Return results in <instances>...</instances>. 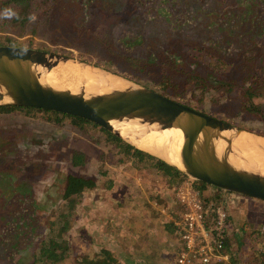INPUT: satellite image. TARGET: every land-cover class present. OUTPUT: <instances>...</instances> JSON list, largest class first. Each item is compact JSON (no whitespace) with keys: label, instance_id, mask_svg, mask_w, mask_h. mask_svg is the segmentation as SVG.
Returning a JSON list of instances; mask_svg holds the SVG:
<instances>
[{"label":"rangeland","instance_id":"1","mask_svg":"<svg viewBox=\"0 0 264 264\" xmlns=\"http://www.w3.org/2000/svg\"><path fill=\"white\" fill-rule=\"evenodd\" d=\"M135 1L128 0L123 3L119 0H99L88 4L86 8L76 0H61L54 5L50 14L43 16L40 15L41 8L34 6L33 18L23 28L16 26L8 29L0 22V44H6L2 41L12 36L16 39L17 45L28 46L29 35L35 30L33 32L36 38L37 47L35 48L42 47L40 49L45 48L44 50L50 48L55 50L53 52L65 55L72 53L70 56L98 64L112 71L119 67L120 72L118 73L126 77L138 76L137 79L129 78L158 92L162 90L156 83L166 75L170 83L161 92L164 95L233 122L242 128L264 133V122L251 118L250 114L240 109L237 91L232 94L227 91L225 92L228 94L222 93L218 100L219 104L210 103L208 97L203 99L205 102L202 104L194 98L195 83L183 69L186 67L185 64L189 65L190 59L197 52L206 51L201 48V42H203L201 37L207 38L209 34H212L213 29L207 30V27L213 26L212 23L218 18L213 14L206 16L202 14L203 17L191 23V29L187 27L174 29L172 25L161 20H152L151 17L145 19L142 12L137 14ZM184 1L190 2V7L194 9L206 8L208 12L220 10L224 2L215 1L212 6L216 9H213L209 0ZM140 25H144L143 29L147 32V38L143 39L144 42L130 46L125 40H120L124 27L139 28ZM263 25L264 23H260L256 29H247L243 24L240 26L235 22L234 32L230 36L231 40L238 41L239 45L236 46L235 51H232L231 56H227L229 65L224 70L213 71L208 66L207 60L201 57L197 62L200 63L202 69L198 66L195 68L204 74L212 75L214 79L216 77L232 81L237 86L243 84V78L247 77V73L251 77L258 75L264 79V67L262 66L264 57H261L264 54V34L257 37ZM226 37L229 39L228 34H225L223 38L226 39ZM29 47L32 46L29 45ZM88 49L98 53L105 62L100 59L89 60L79 57L81 51L85 52ZM243 55L247 58H243ZM109 57L116 58V63L110 68L105 60ZM240 63L245 64L246 69L248 68L247 73L241 69ZM216 92L220 93V91L213 90L212 95ZM261 94L254 98L256 104L264 103V90H261ZM213 106L216 107L215 110L212 109L215 108ZM37 114L27 115L25 110L0 113V133L3 131L5 137L15 134L19 141L17 147L8 146L0 141V151L10 150L7 154L0 155L2 156L0 157V194L3 193L2 196L0 195V214L9 211L16 204L13 199L15 191L12 190L10 194L9 191L3 190V179L7 171L18 175L17 183L27 184V187H23V184L21 186L23 192L31 190L27 199L36 200L37 203L50 208L42 213L46 216V222L34 234L32 244L26 249H19L15 257L9 259L11 255L8 249L4 250L5 246L0 242V264H31L34 260L32 253L40 248V242L38 243L37 240L41 242L48 240L50 219L62 225L64 217L56 216L62 210L66 211L65 215L68 216L67 220L65 219V222L68 221V227L63 235L56 234V236L62 241L67 239L71 242L73 250L71 256H77L78 253L93 255L96 242L99 241L101 235H120V232L122 235H143L144 232L154 235L153 229L147 226L150 219H153L154 209H150L146 203L152 201L154 205H157L154 203V198L157 197L161 201L159 206H168L169 200L164 201V199L173 197L175 187L173 181L169 183L168 176L161 172L157 173L152 168L134 166L123 153L117 152V149L114 153L113 144L108 142L105 132L97 127L88 124L77 126L67 118L57 121L53 118L51 120L48 114L40 112ZM75 151L87 156L84 164L74 165L72 153ZM119 158L123 160L119 161ZM59 172L94 176L98 184L93 189L77 196L70 204V200L65 202L62 199H56L62 183L58 181L55 186L53 182ZM8 179H10L9 175ZM200 186L204 193L208 194L209 200L210 197L217 195L214 187L208 185L205 188V184H200ZM209 188L213 190L210 191ZM253 199L257 200V198L250 197L248 201ZM248 201L245 202V206L243 203L234 204L232 202L231 208L227 207L228 210L230 209L229 213L232 209L237 211L234 214L236 221L233 215L231 220L237 223L236 226L241 227L234 229V231H240V235L233 233L232 244L235 251L241 252L242 260H239L240 255H237L235 259L244 264H261L264 263V237L253 235L255 233L252 231L258 227L260 222H264V209L258 210ZM228 203L230 204L229 200ZM136 207H140V211L143 212L139 217H135L136 213L134 217L130 216L132 211H139ZM14 210L12 209L11 212ZM161 218L164 217L161 216ZM142 221L144 222L142 232H139V225L135 227L134 232L125 228L127 224ZM53 231L60 234V229ZM174 241L179 247L177 240L168 239L165 244L166 252L150 257L147 250L148 244L140 248L136 246V243L128 242V246H125V241L119 244L117 239L110 242L112 245L100 243L104 244V247L107 246L114 250L113 247H119L124 251L120 256L123 264H158L159 260H161L159 264H174L173 259L171 261L167 259L171 253L168 245L174 244ZM116 243L119 246H113ZM139 248L140 250H137ZM232 262H234L233 259ZM38 264H43L42 260ZM46 264L49 263L46 262Z\"/></svg>","mask_w":264,"mask_h":264},{"label":"trees","instance_id":"2","mask_svg":"<svg viewBox=\"0 0 264 264\" xmlns=\"http://www.w3.org/2000/svg\"><path fill=\"white\" fill-rule=\"evenodd\" d=\"M60 1L61 0H0V22L8 29L16 26L23 28L33 18L32 16L34 12V6H39L41 8L42 13L40 15L43 16L50 14V11L53 9L54 5H57ZM76 1L87 8L88 4L96 3L99 0ZM119 1L125 3L128 0ZM215 1L217 3L224 1L223 6L220 10H213L210 12H208L206 8L201 9V7L194 9L193 7H190V2H186L184 0H136L135 3L137 8H135L137 14L139 12L144 13L145 19L151 17L152 20H161L169 25H172L174 29H179L182 27L191 29V23H193L195 20L200 19L201 17H203V15L206 16L213 14L215 17H217L218 20H214V22L212 23L213 26L207 27V30L213 29L212 34H209L207 38L205 36L201 37V39L203 40V42H201V48L206 51L197 52L192 57V59H190L191 61L189 65L184 63L186 65V67L183 69L184 72L188 74V76L195 83V88L193 89L194 98L195 100H199V102L202 104L205 102L203 101V99L208 97L210 103L219 104L218 100L222 96V93L228 94L225 92L227 91L232 94L234 91H237L239 93L238 99L240 101V109H242L244 113L250 114L251 118H256L258 121L264 122V103L256 104L254 99L256 97H259V95H262L261 90H264L263 78L258 75L254 77L249 76L247 73L248 68L246 69V67H244L245 64L243 63H240V65L242 66L241 69L246 71L247 77L243 78V84L240 86L235 85L232 81L222 80L221 78L215 77L214 79L212 75L209 76L207 74H204L200 72V70L195 68L196 66H198V68L201 67L200 63H198L197 61L201 57H203L207 60L208 66H210L213 71L224 70L225 67L229 65V63H227V56H231L232 51H235L237 48L236 46L239 45L237 44L238 41L234 42L233 40H231L230 36L234 32V23L236 22L240 26L241 24H243L247 27V29H256L258 24L264 23V0H227L226 4L225 0H209L210 6H212ZM7 13L12 14L8 15ZM143 26L144 25H140L139 28H132L130 26H127V28H125L123 26V36L120 37V40H125L130 46L133 44L138 45L139 42H144L145 40L143 41V39L147 38V32L143 29ZM261 29L262 30L259 34H257V37L264 34V25ZM120 30L121 29L119 27V31ZM34 31H31L32 34L29 35L28 46H36V38L34 37L35 34H33ZM225 34H228L229 39L227 37L226 39L223 38L225 37ZM2 42L6 44H18L16 39L12 36L6 37ZM47 50L55 51L50 48ZM245 52H247V48H245ZM69 55H72V53H69ZM79 57L89 60L100 59L101 61L105 62L98 53L92 52L90 51V49L85 52L81 51ZM261 57L263 58L264 54H262ZM243 58H247L246 55H243ZM105 60H107L106 64L107 66H109V68L112 67V64L116 63V58L109 57ZM173 60H176V58ZM262 66L264 67V63H262ZM116 69L117 70L115 71L120 72L119 67ZM142 70L143 69H141V71ZM132 77L133 79H137L138 76ZM169 83L170 81L168 80V77L164 75L162 79L156 84L161 87V92H163V90H165L166 87L169 86ZM213 90L220 91V93L216 92L214 95H212ZM238 99L235 98V100ZM212 109L215 110L216 107ZM19 110H25L27 112V115H38L37 113L39 112L41 114H48L50 119L53 118L57 121H60L59 119L62 118H67L70 120V122L77 126H85L86 124L92 125L105 132L108 142L113 144V152L115 149H117V152L123 153V155L134 166H143L148 169L152 168L156 170L157 173L161 172L164 175L168 176L169 183H172L173 181L175 186L176 183L183 176H185L184 173L167 164L165 161L137 148L135 145L124 140L117 134L104 129L97 123L88 119L72 114L42 108L18 105H0V113H9L15 111L18 112ZM261 134L264 133L262 132ZM16 137L17 136L15 134L5 137V133L3 131H1L0 133L1 143H5L8 146H18L19 141ZM9 151L10 150L8 149H4L2 152H0V155H5ZM86 160L87 156L85 154L78 151L72 153V162L74 163V165H82L86 162ZM118 160L122 161L123 159L119 158ZM7 172L8 173H6L3 183L7 184L8 186L4 188V191H7L6 189H10V194L12 193V190L15 191L13 199L16 201V204L14 205L13 203L14 207H11L9 211L3 210L4 213L0 214V242L5 246L4 250L8 249L11 255L9 256V259H11L10 257H15L19 249H26L32 244L34 234H36L37 231H39V228L46 222V216L42 215V213L46 212L50 208L48 206L37 203L36 200H29V198L27 199L30 194V192L28 191L29 189L24 192L21 191V189L18 188L21 183H15L11 180L12 178H16L18 175L13 172ZM8 175L10 176V179H8ZM58 181L62 183V187L58 190L59 193L56 196V199L59 198L65 202H68L70 200V204L75 201V198L77 196L81 195L87 190L93 189L98 184V180L96 177L79 173L64 174L62 172H59L53 182L55 186L56 182ZM199 183L202 185L205 184L201 181H197V185L199 188H202ZM206 186L208 185L205 184V188ZM2 194L3 193H1L0 195L2 196ZM154 200L157 205L161 203L160 199H158L157 197L154 198ZM11 202L12 201H10V203ZM25 203H28L29 205L26 206ZM12 209L15 210L11 212ZM178 210L179 207H177L176 211ZM65 212L66 211L62 210L56 215L57 217H64L62 225L61 223L55 222L54 219H50V226L48 227L50 233L48 235V240L44 242L37 240L38 243L40 242V248L37 252L32 253V258L34 260L31 261V264H38L41 260L43 264H46V262H48L49 264H123L120 256H122L121 253H123L124 251H122L119 247H113L117 245L112 246L113 248H115V250L107 246L104 247V244L102 243L108 242L105 241V238L102 237H99V241L96 242L93 255L78 253L77 256H71L73 252L71 248V242L67 239L62 241L60 237L56 236V234L60 236L63 235L67 230L68 221L65 222V219L67 220L68 216L65 215ZM143 224V221L136 224L130 223L125 225V228L134 232L135 227L139 225V232H142L141 228ZM55 229H60V234L53 231ZM159 231L161 232V235H164L163 232L165 233V235H173L175 240L180 243L178 230L173 220H166L162 225V230ZM54 233L55 235H53ZM146 234L147 232H144L143 235ZM154 235L156 234L154 233ZM235 235H240V232L235 233ZM91 237L93 236L91 235ZM125 243L126 244L124 245L128 246V243L126 241ZM108 244L112 245L111 243ZM174 245L175 244H171V246L173 247ZM232 246V243L231 245L228 243L227 248L231 254V258L234 261L233 264H244L242 261H238V259H235V251H231V249L234 250ZM178 251L179 247L176 249L175 253H177ZM153 252L154 254H151L150 256L160 253V250L154 249ZM123 255L125 256V254ZM172 259L174 261V258ZM172 259H170L169 261H171ZM239 260L242 259L240 258ZM118 261L119 263H116ZM160 261L161 260L158 261V264Z\"/></svg>","mask_w":264,"mask_h":264},{"label":"water","instance_id":"3","mask_svg":"<svg viewBox=\"0 0 264 264\" xmlns=\"http://www.w3.org/2000/svg\"><path fill=\"white\" fill-rule=\"evenodd\" d=\"M67 66L76 67V72L91 68L97 70L92 72L97 77L121 78L127 84L91 91L84 82H79L73 89L66 83L75 79H70L69 74L63 75L67 72L63 67ZM51 72L58 83L46 77ZM0 105L35 107L76 115L97 123L124 140L115 127L118 122L154 125L159 130L178 128L183 134L178 163L137 148L196 181L264 201V175L231 161L235 153V136L243 131L262 138L264 134L177 101L98 64L40 48L0 44Z\"/></svg>","mask_w":264,"mask_h":264},{"label":"built area","instance_id":"4","mask_svg":"<svg viewBox=\"0 0 264 264\" xmlns=\"http://www.w3.org/2000/svg\"><path fill=\"white\" fill-rule=\"evenodd\" d=\"M217 190L224 194L217 192L214 197L209 196V200L197 181L187 175L174 187L179 207L174 223L180 239L174 264H233L226 245L231 228L230 214L223 198L239 194ZM253 233L264 236V223Z\"/></svg>","mask_w":264,"mask_h":264},{"label":"bare ground","instance_id":"5","mask_svg":"<svg viewBox=\"0 0 264 264\" xmlns=\"http://www.w3.org/2000/svg\"><path fill=\"white\" fill-rule=\"evenodd\" d=\"M65 74L74 78L75 81L68 80L66 83L76 89L79 82H84L87 90L98 91L113 87L125 86L126 80L109 76L107 78L97 77L94 73L97 70L91 68H81L78 72L76 67H63ZM49 81L57 82L56 76L48 73ZM58 83V82H57ZM115 127L120 134L136 147L152 152L171 162L178 163V149L182 144L183 134L178 128L159 130L154 125L139 124L130 122H118ZM234 152L231 161L250 170L264 175V138L255 136L249 132H242L234 138ZM167 148V151H164ZM221 149V147L219 148Z\"/></svg>","mask_w":264,"mask_h":264},{"label":"crops","instance_id":"6","mask_svg":"<svg viewBox=\"0 0 264 264\" xmlns=\"http://www.w3.org/2000/svg\"><path fill=\"white\" fill-rule=\"evenodd\" d=\"M214 188H215V190L217 189V187H214ZM209 190L211 191L213 189L209 188ZM217 192H219V191H217ZM219 194L223 195L224 193L223 192H219ZM249 198L250 197H246V196L241 197L239 195L229 194L226 199L225 198H223V199H224V205H226L227 207L231 208L230 206H232V204H231L232 202L234 204H236V203H238V204L243 203L244 206H245L246 205L245 202H247L249 200ZM167 200H169V202H168L169 205L168 206H165V205H161V206L154 205L152 201H150V203H146V206L148 205V206H150V209H154L153 210L154 211L153 219H150V222H148L147 226L149 227V229H153V231H154V233L156 235H150L151 234L150 232L147 233L146 235H122V233L120 232V235H101V237L102 238H105V241H107L108 243H110V242H112V241H114V240L117 239L118 242H119V244L121 242H123V241H126L127 243L128 242H132V244L136 243V246H140V248L143 247L144 244H148L149 246L147 247V250H148L149 256L151 254H154V252H153L154 249L160 250V254L166 252V246H165V244L167 243V240L168 239H174L175 240V238L173 237V235H165L164 232H163L164 235H161V232L159 230H162V225H163V223L166 220H169V221L173 220V222H174V219H175L176 214H177L176 209L178 207V204H177V202H176V200L174 198V195H173L172 198L164 199V201H167ZM228 200L230 201V204L231 205L228 203ZM248 202H250V204L254 208H257L258 210H260V209L263 210L264 209V201H262V200H259V199L255 200V199H253V200L248 201ZM154 203L156 204V202H154ZM136 208L139 209V211H132L130 213V216L134 217V214L135 213H136L135 214V217H139L141 215V213L143 211L142 210L140 211V207L139 208L136 207ZM118 211L119 210H117V212ZM117 212H116V214H118ZM230 212L232 213V214L229 213L230 214L231 228H230V234L228 235L227 245H228V243L231 245V243L233 242V240H232L233 233L235 235V233H239L240 232V231L239 232L238 231H234V229L235 228H241V227L236 226L237 223L235 222L236 219L234 218V214L237 213V211H235L234 209H232ZM232 215H233V218L235 220L233 222L231 220ZM161 216L164 217V218H161ZM262 223H264V222H260L258 226H260ZM254 230L255 229H253L252 232H254ZM124 231H125V229H124ZM260 236L261 237H264L263 235H260ZM154 242L158 243V245L156 246ZM241 242H243V241H241ZM119 244L116 243L117 246H119ZM174 244H175V241H174ZM168 246H169V250L171 251V253H169L167 259L168 260L172 259V255H173V258L175 259V255H176L175 252H176V249L178 248V246L174 245V247H173V246H171V244L168 245ZM140 248L137 249V250H140ZM259 250H261V249H259ZM234 251H235V249H234ZM234 251H232V252H234ZM240 254H241V252L238 251V250H236L234 256H237V255H240ZM239 257L242 258V255H240Z\"/></svg>","mask_w":264,"mask_h":264},{"label":"flooded vegetation","instance_id":"7","mask_svg":"<svg viewBox=\"0 0 264 264\" xmlns=\"http://www.w3.org/2000/svg\"><path fill=\"white\" fill-rule=\"evenodd\" d=\"M2 151H3V150H2ZM2 151H0V152H2ZM2 156H3V155H2ZM2 156H0V157H2ZM0 179H1V178H0ZM3 180H4V179H3ZM11 180H12V182L17 183V178H12ZM15 183H14V184H15ZM22 184H23V183H21V184L19 185V187H18L19 189H21ZM3 186H4V188H5V187H7L8 185L5 184V183H3ZM23 187H27V184H23ZM4 188H3V190H4ZM6 190L9 191L10 189H6ZM28 191L31 192L30 189H29ZM217 191L220 192L221 190H217ZM243 197H244V196H243Z\"/></svg>","mask_w":264,"mask_h":264},{"label":"clouds","instance_id":"8","mask_svg":"<svg viewBox=\"0 0 264 264\" xmlns=\"http://www.w3.org/2000/svg\"><path fill=\"white\" fill-rule=\"evenodd\" d=\"M8 15H11L12 13H7Z\"/></svg>","mask_w":264,"mask_h":264}]
</instances>
